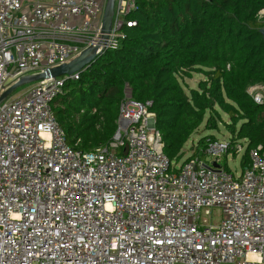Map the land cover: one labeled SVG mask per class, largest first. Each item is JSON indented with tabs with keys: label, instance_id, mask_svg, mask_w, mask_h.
<instances>
[{
	"label": "built area",
	"instance_id": "2783aa9c",
	"mask_svg": "<svg viewBox=\"0 0 264 264\" xmlns=\"http://www.w3.org/2000/svg\"><path fill=\"white\" fill-rule=\"evenodd\" d=\"M107 1L0 0V98L88 49L117 50L138 0H115L105 34ZM85 69L0 102V264H264V146L239 173L226 162L242 161L245 140L173 164L150 104L126 86L111 141L82 151L54 102ZM247 94L264 107V84Z\"/></svg>",
	"mask_w": 264,
	"mask_h": 264
},
{
	"label": "trees",
	"instance_id": "16d2710c",
	"mask_svg": "<svg viewBox=\"0 0 264 264\" xmlns=\"http://www.w3.org/2000/svg\"><path fill=\"white\" fill-rule=\"evenodd\" d=\"M262 10L264 0H138L127 16L136 26L123 29L119 48L66 83L54 102L68 143L82 151L108 144L128 86L135 101L150 104L171 162L184 158L203 124L218 129L220 110L229 117L231 139L248 144L241 161L247 168L250 151L264 146V107L247 94L249 86L264 84ZM193 74L204 80L187 95L181 82ZM216 140L201 138L191 157H203L201 150Z\"/></svg>",
	"mask_w": 264,
	"mask_h": 264
},
{
	"label": "rangeland",
	"instance_id": "374dc122",
	"mask_svg": "<svg viewBox=\"0 0 264 264\" xmlns=\"http://www.w3.org/2000/svg\"><path fill=\"white\" fill-rule=\"evenodd\" d=\"M204 80V77L200 74H193L192 79H185L184 81H182V85H183V89L186 92L187 95H189V91L191 89H197L198 88V84ZM35 83H31V84H26L23 85L21 87H19L11 96L12 97H16L19 96L21 94H23L24 92H26L27 90H29ZM219 111V118H217L218 122V129L213 131V130H208L206 129L205 124H203L199 130H197L191 137V139L188 141V143L185 145V147L183 148V152H184V158L182 159V162H184L185 160L188 159L189 156H191V152L193 151V147L195 146V144L203 137L205 136H214L217 140H229L231 139V134L228 132V130L226 129V125L229 124L230 120L229 117L224 114L223 112ZM247 143L244 144V147L247 148ZM240 157L238 158H234V157H229V161L226 162L228 168L233 172H241L242 168L240 166ZM206 162L210 163L209 160H207L205 157L203 158ZM177 162H173V164H175ZM212 223L214 225L218 224L221 220V211L219 209H215L213 210L212 213Z\"/></svg>",
	"mask_w": 264,
	"mask_h": 264
},
{
	"label": "water",
	"instance_id": "95a60500",
	"mask_svg": "<svg viewBox=\"0 0 264 264\" xmlns=\"http://www.w3.org/2000/svg\"><path fill=\"white\" fill-rule=\"evenodd\" d=\"M115 0H108L103 17V32L107 34L110 31L112 17L114 13ZM264 37V30L261 31ZM99 56L96 55V50L88 49L84 51L79 57L71 61L69 64L62 65L57 68L48 70L46 73L21 79L18 83L7 89V91L1 96L0 102L8 97H10L19 87L43 81L47 78H58L62 76H71L75 73L81 72L87 66H89L93 61H95ZM127 148H125L123 155H126Z\"/></svg>",
	"mask_w": 264,
	"mask_h": 264
}]
</instances>
